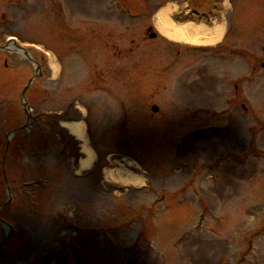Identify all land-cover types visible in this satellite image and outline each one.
I'll list each match as a JSON object with an SVG mask.
<instances>
[{
    "label": "rangeland",
    "instance_id": "1",
    "mask_svg": "<svg viewBox=\"0 0 264 264\" xmlns=\"http://www.w3.org/2000/svg\"><path fill=\"white\" fill-rule=\"evenodd\" d=\"M165 1L145 0L142 18L131 19L108 0H0V46L15 39L37 64L44 49L56 53L67 103L88 102L72 90L91 78L89 91L100 86L115 98L102 95L105 110L89 115L102 121L99 155L84 109L81 119L60 123L78 143L75 175L97 169L74 178L51 132L43 142L29 119L32 128L13 135L25 120L21 92L34 65L11 46L0 52V264H264V70L251 71L264 63L263 2L231 0L235 43L199 50L148 38L149 19ZM170 10L152 19L163 38L224 41L225 21L176 24ZM49 66L56 80L59 66ZM41 69L43 81L26 94L33 105L34 91L50 86ZM116 154L146 170L147 191L101 185H146L134 160ZM76 225L78 236L68 227Z\"/></svg>",
    "mask_w": 264,
    "mask_h": 264
},
{
    "label": "flooded vegetation",
    "instance_id": "2",
    "mask_svg": "<svg viewBox=\"0 0 264 264\" xmlns=\"http://www.w3.org/2000/svg\"><path fill=\"white\" fill-rule=\"evenodd\" d=\"M196 0H193V2H195ZM203 1H208V0H203ZM117 2V1H116ZM198 2H202L201 0H198ZM261 67H264V64L261 63Z\"/></svg>",
    "mask_w": 264,
    "mask_h": 264
},
{
    "label": "water",
    "instance_id": "3",
    "mask_svg": "<svg viewBox=\"0 0 264 264\" xmlns=\"http://www.w3.org/2000/svg\"><path fill=\"white\" fill-rule=\"evenodd\" d=\"M152 37H154V35H152ZM24 109H25V111H27V105L26 104H24ZM154 110H156V109H154Z\"/></svg>",
    "mask_w": 264,
    "mask_h": 264
},
{
    "label": "bare ground",
    "instance_id": "4",
    "mask_svg": "<svg viewBox=\"0 0 264 264\" xmlns=\"http://www.w3.org/2000/svg\"><path fill=\"white\" fill-rule=\"evenodd\" d=\"M176 37H178V38H179V36H176Z\"/></svg>",
    "mask_w": 264,
    "mask_h": 264
}]
</instances>
